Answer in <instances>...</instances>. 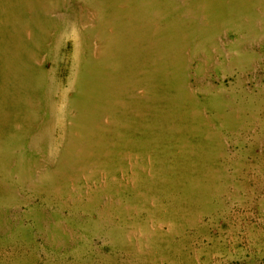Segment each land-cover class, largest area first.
<instances>
[{"label": "rangeland", "instance_id": "374dc122", "mask_svg": "<svg viewBox=\"0 0 264 264\" xmlns=\"http://www.w3.org/2000/svg\"><path fill=\"white\" fill-rule=\"evenodd\" d=\"M0 264H264V0H0Z\"/></svg>", "mask_w": 264, "mask_h": 264}]
</instances>
